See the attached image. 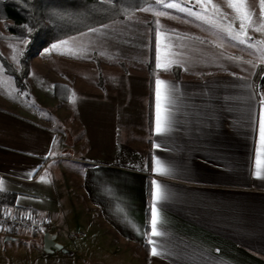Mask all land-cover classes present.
<instances>
[{"label": "crops", "instance_id": "crops-1", "mask_svg": "<svg viewBox=\"0 0 264 264\" xmlns=\"http://www.w3.org/2000/svg\"><path fill=\"white\" fill-rule=\"evenodd\" d=\"M217 1L203 0L202 7L175 0L179 8L160 7L136 20L147 8L130 20L57 43L31 62L25 91L0 61V195L14 196L15 214L27 212L50 226L38 235L0 234V264H264V166L255 175L264 87L254 88L264 60L256 50L249 59L243 44L229 39L223 29L239 32L240 20L229 0ZM233 2L242 11L252 5ZM168 21L171 26L161 24ZM158 56L167 70L156 67ZM98 58L114 63L107 67L109 76L115 78L118 69L133 86H148L141 94L146 123L148 68L151 61L155 65L153 132L138 170L131 169V141L120 153L124 95L98 83L83 86L73 72L84 64L91 75L102 72ZM122 63L139 70L124 74ZM157 79L166 82L172 101L162 134L155 130ZM161 92L163 116V86ZM156 160L165 175L155 171ZM153 182L160 186L159 200ZM48 235L56 237L60 251L45 250ZM16 241L25 244L23 250L11 251Z\"/></svg>", "mask_w": 264, "mask_h": 264}, {"label": "trees", "instance_id": "trees-1", "mask_svg": "<svg viewBox=\"0 0 264 264\" xmlns=\"http://www.w3.org/2000/svg\"><path fill=\"white\" fill-rule=\"evenodd\" d=\"M163 0H0V24L9 37L0 33V41L25 43L17 71L0 54L5 73L12 77L21 91L26 90L31 62L53 45L84 35L116 22L130 20L143 10ZM151 77L148 103V129L152 135V91L156 69L148 68ZM264 87V66H259L254 88ZM151 145V143H150ZM151 149L146 159L149 169ZM14 196L0 195V210L14 209ZM21 215H32L21 212Z\"/></svg>", "mask_w": 264, "mask_h": 264}, {"label": "rangeland", "instance_id": "rangeland-1", "mask_svg": "<svg viewBox=\"0 0 264 264\" xmlns=\"http://www.w3.org/2000/svg\"><path fill=\"white\" fill-rule=\"evenodd\" d=\"M174 1L175 0L171 1L170 3H174ZM194 1L197 2V0ZM210 1L212 5L219 3L217 0H209V2ZM251 3L252 5L248 7V11H251L250 8H253L254 12L251 13V23L248 24L246 28V36L244 37L246 43L243 44V54H245L244 56H247L249 59L254 60V50H256L257 52L260 51L263 61L264 60V16L261 15L262 0L261 1L252 0ZM161 5L159 6V8L156 6L150 7L146 11V14H143V16L140 15L137 16L136 20H139L140 18L142 19L144 16L149 15V13L159 12L160 7L164 10L172 9L165 7L164 4ZM161 24H164V26H171V21H168L166 23L163 22ZM154 25L155 28L158 27V20L157 22L155 21ZM0 33L6 38L9 37L10 35L3 23L0 24ZM1 41L3 42L2 45L4 47V51H6V53L10 52V55L3 53L1 47H0V52H2V55L5 57V59L9 64L12 65L17 71H19L20 56L25 47V43H18L13 41L11 42L8 40H1ZM88 44L89 41L87 45ZM7 46L8 48H5ZM98 61L100 62L99 67L104 68V70L106 71L102 70L101 72L99 70V72L97 73L96 71L93 70L92 71L93 75H91L89 68L90 65L84 64L81 68L78 67L77 69H73V72L76 73V80L78 82H81L83 86L94 87L96 86V83H98L99 86L101 85V89L103 88L108 89L110 91H115L116 93L124 95L122 99L121 98L119 99L120 111H119L118 142L120 146V153L124 154L125 149L123 150V148L126 147L125 142H127V140L131 141V144L129 145L130 147L129 157L131 161V169L138 170L142 162L141 160L142 153L140 154V152L143 149H146L147 142H149L150 140L148 122L146 123L144 120L145 114L143 111L146 100L141 95L142 90L148 92V86L144 89H142L143 88L142 86L139 87L138 84L133 86L131 80L129 78L125 79V77L121 74V71L118 69L117 70L114 69L113 71V73L116 75L115 78L113 76H109L107 74L108 73L107 67L109 65L112 66L114 63H112V61L106 63L105 61L102 60V58H98ZM122 65L124 66L122 67L124 74L126 73L125 70H128L129 75H132L136 70H139L136 67H129L128 65H126V63H122ZM260 66H264V62ZM67 71H70V69ZM149 89H150V84H149ZM135 92L136 95L134 94ZM131 104H134V106L130 107ZM127 122L130 124L129 126L126 125ZM34 235H38V234H34ZM24 246L25 244H23L22 242L16 241L15 244L10 248H12L11 251H13L14 248H18L21 251L24 249ZM1 251H9V250L6 249Z\"/></svg>", "mask_w": 264, "mask_h": 264}, {"label": "snow or ice", "instance_id": "snow-or-ice-1", "mask_svg": "<svg viewBox=\"0 0 264 264\" xmlns=\"http://www.w3.org/2000/svg\"><path fill=\"white\" fill-rule=\"evenodd\" d=\"M198 3H201V6L204 7L203 5V0H197ZM165 7L168 8H179L180 6L177 4L173 3H166L164 4ZM229 7H231L237 14V18L240 20V31L239 32H234L231 26H226L225 29H223L226 34L228 35L229 39L236 40L240 44L246 43V40L244 37L246 36V28L247 25L251 23V13L248 11H242L243 5H238L233 2V0H229ZM261 15L264 16V0H262L261 4ZM181 11H186L188 15H195V18L197 19H202L207 23H212V21L204 17L201 13H193L191 9H184L180 8ZM218 11V9H217ZM159 35V34H158ZM57 47V45H53V48ZM159 51V49H157ZM174 56L175 54H171ZM160 58L159 56L157 57V64L156 67L159 68H164V70H167V65H162L159 62ZM174 61L169 60V63H172ZM157 89H156V97H157V118H156V132L158 134L165 133L168 130V123H169V114H170V108H171V97L167 94V84L166 82L157 79L156 81ZM161 86L164 87L165 92L163 94V106H164V115H161V97H162V92H161ZM259 140H260V145L261 148L257 150V155H256V173L255 175L257 177L261 176V168L264 166V116H261L259 118ZM155 171L160 174V175H165L166 170L164 169L163 165L159 160L155 161ZM155 193H154V199L159 200L161 199L160 195V186L158 184H155ZM158 212L156 209L155 204L152 207V212H151V234L152 236L156 237L160 235V232L158 231ZM157 249L153 247L152 249V255L155 256L157 255Z\"/></svg>", "mask_w": 264, "mask_h": 264}, {"label": "built area", "instance_id": "built-area-1", "mask_svg": "<svg viewBox=\"0 0 264 264\" xmlns=\"http://www.w3.org/2000/svg\"><path fill=\"white\" fill-rule=\"evenodd\" d=\"M50 226L32 219L30 215H18L10 209L0 210V234L16 236L23 231L39 234Z\"/></svg>", "mask_w": 264, "mask_h": 264}, {"label": "water", "instance_id": "water-1", "mask_svg": "<svg viewBox=\"0 0 264 264\" xmlns=\"http://www.w3.org/2000/svg\"><path fill=\"white\" fill-rule=\"evenodd\" d=\"M55 239L56 237L53 235H48L45 238L44 246L46 251H60V247L55 244Z\"/></svg>", "mask_w": 264, "mask_h": 264}]
</instances>
